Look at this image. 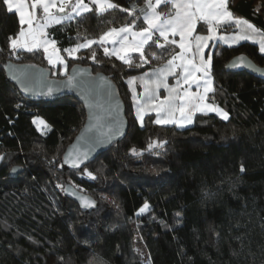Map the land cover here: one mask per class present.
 Here are the masks:
<instances>
[{"label": "trees", "instance_id": "16d2710c", "mask_svg": "<svg viewBox=\"0 0 264 264\" xmlns=\"http://www.w3.org/2000/svg\"><path fill=\"white\" fill-rule=\"evenodd\" d=\"M113 2L125 8L143 4V0ZM258 4L264 7V0H229V9L264 30V11L254 13ZM85 15L56 39L58 48L74 46L78 33L81 39L97 38L130 19L118 9L103 17L94 12ZM138 23L146 26L142 20ZM19 27L16 14L8 13L0 0V47L4 49L0 53V154L5 156L0 161V264H264V81L224 69L239 54L264 67V54L256 44L214 46L215 92L210 100L230 119L196 114L193 124L185 128L156 125L153 114L145 116L141 128L126 83L130 76L162 66L178 48L161 49L150 43V63L142 68L105 57L96 45L92 50L97 51L99 63L88 59L91 50L87 49L77 54L80 59H68V71L84 67L113 78L128 121L125 138L88 165L97 175L91 181L79 169L62 164L66 147L84 123L82 105L71 97L55 102L24 99L4 71L7 62L32 64L47 68L54 79L65 77L51 75L56 69L41 50L10 60L7 36ZM205 29L206 25L198 24V33ZM47 32L54 38L53 28ZM220 32L235 29L225 26ZM151 53L160 58L152 60ZM133 58L139 62L138 54ZM17 103L22 107L16 108ZM36 118L50 125L47 135L37 131L32 123ZM150 140L167 143L142 157L129 154L132 147L145 149ZM53 157L55 163L50 164ZM15 166L22 171L12 178L9 172ZM58 183L78 185L77 191L83 188L82 193L95 200L96 209L82 211ZM114 198L119 208L112 203ZM145 202L150 210L137 216Z\"/></svg>", "mask_w": 264, "mask_h": 264}, {"label": "snow or ice", "instance_id": "6c2138e0", "mask_svg": "<svg viewBox=\"0 0 264 264\" xmlns=\"http://www.w3.org/2000/svg\"><path fill=\"white\" fill-rule=\"evenodd\" d=\"M2 4L8 13L16 14L20 25L18 32L7 36L10 60L20 59L21 53L35 55L42 50L49 66L56 69L51 75L67 76L62 86L53 88L49 85L46 86V90L38 89L35 87L34 74L28 70L34 68V65L21 69L9 64L12 72L10 80L15 81L26 95L53 97L67 89L75 90L84 101L88 121L84 132L78 137L77 145L64 155L63 164L79 169V174L91 181L97 180V175L90 171L88 166L92 162L93 154L97 148L111 144L116 137L125 135L126 123L120 118L118 91L113 84V78L103 75L102 72H97L93 76L90 72L78 68H73L69 74L68 59H80L77 54L87 49L91 50L88 59L93 63H99L97 51L92 50L93 45H96L103 50L105 57H115L129 68H142L150 63L148 48L151 44L161 49L168 45L179 48V52L173 50L171 57L162 66L139 76H130L126 83L132 92L135 121L141 128L144 127L145 116L153 112L156 116L153 123L156 125H175L177 128H185L193 124V118L197 113L201 115L214 113L225 122L230 119V114L226 110L214 101H210L209 94L215 92L212 75L213 55L209 53L205 56L204 51L209 47L210 41H220L228 44L229 47L240 41H252L259 45L260 53H264V30L247 19L236 16L229 9V0H143V7H139L137 2L131 3L127 8L119 6L113 0H87V2L86 0H2ZM161 6L166 7L167 11L159 10ZM117 9L120 12H127V17L130 19H126L119 27H109L97 38L90 39L84 36L81 39L78 33L77 42L69 48H58V41L50 38L47 32L48 28L64 25L65 22L76 21L79 24V21L87 18L85 14L88 13L94 12L96 16L103 17ZM261 11H264V7L258 4L254 13ZM140 20L146 26H141L138 23ZM198 23L206 25L207 35L194 34ZM225 26L234 27L235 34L218 35ZM175 37H179V40ZM3 51L4 49L0 47V53ZM62 52L66 53V56L62 55ZM134 53L138 54L139 62L134 60ZM159 58L156 53H151L152 60ZM230 66L255 70L244 56L234 59ZM169 76L176 78L173 85L168 83ZM137 82L143 89L140 93L136 92ZM193 86L195 91L191 90ZM161 88L167 93L163 98L159 94ZM15 107L20 108L22 105L17 103ZM32 123L36 125L37 131L42 136L51 131L50 125L42 118L33 119ZM221 139L226 141L225 136ZM166 143L167 141L164 140H150L145 149L138 150L132 147L129 149V154L133 157H142L145 152L153 153L157 149H163ZM4 159V154H0V161ZM55 160L56 158L53 157L49 163L53 164ZM239 170L241 173L245 171L243 163ZM12 171L15 172L16 169L13 168ZM96 171L101 172L102 169L98 168ZM57 187L78 200L82 208L96 206L95 200L90 196L77 194L75 189L78 185L65 187L58 183ZM83 191V188H79V192ZM112 203L117 208L120 207L115 198ZM149 210L150 205L145 202L136 215H142ZM180 215L178 211L176 216ZM68 227L72 228L71 222ZM89 264L95 262L89 261Z\"/></svg>", "mask_w": 264, "mask_h": 264}, {"label": "water", "instance_id": "95a60500", "mask_svg": "<svg viewBox=\"0 0 264 264\" xmlns=\"http://www.w3.org/2000/svg\"><path fill=\"white\" fill-rule=\"evenodd\" d=\"M240 56H244L247 58V60L253 65L254 67V71L253 70H250V69H247V68H243V67H240V68H232L230 65L232 63V61L234 59H236L237 57H240ZM9 64H11L13 67H17V68H27L28 66L32 65V64H23V65H15L11 62H7L4 66V71L7 75V77L10 79L11 75H12V72L9 68ZM35 67L34 68H29L28 70L31 71L34 76H35V87L38 88V89H45L46 90V86H52L53 88L57 87V86H62L63 85V82L66 81L67 79V76H65L64 78L62 79H54L50 76V71L47 69V68H44V67H41V66H37V65H34ZM73 68H78V69H81V70H84L86 72H90L91 75L95 76L97 74L96 73H92L91 70L87 69V68H84V67H72L68 73L71 74L72 72V69ZM225 71L226 72H230V73H237V72H245L251 76H253L254 78H257L259 80H262L264 81V67H260V66H257L251 59H249L247 56L243 55V54H239V55H236L234 57H232L226 64H225ZM41 73L43 75H41ZM103 75H105L104 73H102ZM107 76V75H106ZM12 81V80H11ZM20 95L24 98V99H27V100H31V101H34V102H40V101H44V102H55L61 98H64V97H71V98H74L77 100L78 103H80L85 111V120H84V123L83 125L81 126V128L79 129V131L77 132V134L75 135V137L73 138V140L71 141V143L66 147L65 151H64V154L62 156V164H63V157L64 155L74 146V145H77V141H78V137L81 136V134L84 132V129H85V126L87 124V121H88V115H87V108L84 106V101L81 99V97L78 95V93L75 91V90H72V91H68L67 89H64L62 93H57L56 95H54L53 97H36V96H33V95H26L23 91L20 90V87L19 85L16 84L15 81H12ZM114 84V82H113ZM114 86L116 87V85L114 84ZM117 89V87H116ZM118 91V90H117ZM118 101L120 103V118L122 120L125 121L126 123V128H125V135L123 136H119V137H116V139L111 143V144H106L104 145L103 147H99L97 148L96 152L93 154V158H92V162L96 159V157L98 155H101L103 154L104 152H106L107 150L110 149V147L113 145V144H116V143H119L121 142L125 136H126V133H127V130H128V121L125 117V106H124V103L118 93ZM91 162V163H92ZM87 163V162H86ZM90 164V163H89ZM64 166H67L68 168L70 169H73L71 168L68 164H63ZM15 168L16 171L13 172L12 169ZM10 172H9V176L12 177V178H16L18 176L19 173H21L22 169L20 167H13ZM81 168H83V165L81 166ZM66 187H71V186H66ZM75 191L77 192L78 195H86V194H83L79 191H77L75 189ZM65 196L71 200L72 202H74L82 211H85V212H92L93 210L96 209V206L94 208H82L80 206V203L78 200H76L73 196H70L68 195L66 192H64ZM88 196V195H86Z\"/></svg>", "mask_w": 264, "mask_h": 264}, {"label": "rangeland", "instance_id": "374dc122", "mask_svg": "<svg viewBox=\"0 0 264 264\" xmlns=\"http://www.w3.org/2000/svg\"><path fill=\"white\" fill-rule=\"evenodd\" d=\"M86 2H87V0H86ZM71 23H72V22H65L64 25H54V26L50 27V28H53V29L55 30V32H56V34L54 35V39L59 38V37H60V36L66 31V29L70 27ZM25 27H26V25H25ZM50 28H48L47 31H48ZM233 34H235V33H221L220 35H233ZM241 42H245V41H240L239 43L234 44V45H232L231 47L236 46V45L240 44ZM216 44H219V45H222V46H227V47H229L228 44L222 43V42H220V41H215V45H216ZM41 51H42V50H41ZM61 54H62V53H61ZM65 55H66V53H65ZM175 79H176V78L173 77V76L170 77V78H168V83H169V85H173V84L175 83ZM137 83H138V82H137ZM138 84H139V83H138ZM138 84H136V87H138ZM159 93H162L163 96L167 95V93L165 92V90H164L163 88H161V89L159 90ZM163 96H161V98H163ZM150 114H153L154 117L156 118L154 112H153V113H150ZM163 126H165V125H163Z\"/></svg>", "mask_w": 264, "mask_h": 264}, {"label": "crops", "instance_id": "0c3cea01", "mask_svg": "<svg viewBox=\"0 0 264 264\" xmlns=\"http://www.w3.org/2000/svg\"><path fill=\"white\" fill-rule=\"evenodd\" d=\"M139 7H143V4L142 5H140ZM159 10H162V11H167V8L166 7H164V6H161V9H159ZM199 24V23H198ZM198 24H197V28H198ZM205 32L204 33H198L197 32V29H196V33H194V34H201V35H207V31H206V29L204 30ZM221 33H223V32H218V35H220ZM235 33V32H234ZM175 39L176 40H179V37H175ZM249 42H252V41H249ZM151 43V42H150ZM253 43V42H252ZM254 44H256L257 46H258V49H259V45L257 44V43H254ZM216 45H219V44H216ZM214 46H215V41H210L209 42V47L208 48H206L204 51H205V56H207L209 53H212V51H213V48H214ZM180 51V49L178 48V52ZM262 54H264V53H262ZM170 77H172V76H169L168 78H170ZM138 84V83H137ZM135 88H136V92L137 93H140V92H142L143 91V89L140 87V85L138 84V87H136V85H135ZM192 91H195V86H193V88L191 89ZM160 94V96H163L162 95V93H159ZM209 97H210V94H209ZM211 101V100H210ZM135 110V109H134ZM197 114H199V113H197ZM165 126H170V125H165ZM188 126H190V125H188ZM187 126V127H188Z\"/></svg>", "mask_w": 264, "mask_h": 264}]
</instances>
